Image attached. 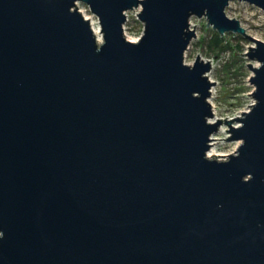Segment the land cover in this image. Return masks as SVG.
<instances>
[{
    "label": "water",
    "instance_id": "95a60500",
    "mask_svg": "<svg viewBox=\"0 0 264 264\" xmlns=\"http://www.w3.org/2000/svg\"><path fill=\"white\" fill-rule=\"evenodd\" d=\"M77 1L0 0V264H264V40L231 0H81L99 41ZM192 15L256 43L239 115L185 61ZM223 122L241 142L210 157Z\"/></svg>",
    "mask_w": 264,
    "mask_h": 264
},
{
    "label": "rangeland",
    "instance_id": "374dc122",
    "mask_svg": "<svg viewBox=\"0 0 264 264\" xmlns=\"http://www.w3.org/2000/svg\"><path fill=\"white\" fill-rule=\"evenodd\" d=\"M79 9L87 15H91V23L99 24L98 16L93 13L88 4L77 1ZM139 8L129 10V20L125 23V34L128 38L137 39L143 32V23L138 20ZM226 12L231 17L240 19L241 24L246 27L247 32L257 38L264 40V10L248 1L231 0ZM87 14V15H86ZM89 18V17H88ZM192 28L195 25L196 36L192 39L189 48L186 50L185 61L192 63L200 53L204 59L212 61V69L208 72L210 79L216 80L211 87L210 102L215 105L214 114L216 118H231L239 115L242 110L250 108L255 98L252 95L254 89L250 81L252 69L247 62L258 65L257 59H250L248 45H255V41L236 32H226L225 39L229 38L233 47L226 48L222 52L211 50L207 44L214 29L207 25V17L192 15L190 18ZM93 25V23H92ZM100 25V24H99ZM137 37V38H136ZM102 41V40H101ZM235 51L239 52L236 53ZM243 53V54H242ZM213 107V105H212ZM234 124H239L234 121ZM226 128L229 125L223 122L219 130L212 134L210 148H214L217 153L225 155H215L214 157L225 158L229 153L237 150L241 140L227 139L230 132ZM216 136V139L213 137ZM222 137V138H221ZM209 151V150H208Z\"/></svg>",
    "mask_w": 264,
    "mask_h": 264
},
{
    "label": "trees",
    "instance_id": "16d2710c",
    "mask_svg": "<svg viewBox=\"0 0 264 264\" xmlns=\"http://www.w3.org/2000/svg\"><path fill=\"white\" fill-rule=\"evenodd\" d=\"M212 36L207 42L209 48L212 50H218L219 52L225 50L226 48L233 47L231 40L229 38L225 39V35H221L217 30L212 29Z\"/></svg>",
    "mask_w": 264,
    "mask_h": 264
},
{
    "label": "bare ground",
    "instance_id": "6f19581e",
    "mask_svg": "<svg viewBox=\"0 0 264 264\" xmlns=\"http://www.w3.org/2000/svg\"><path fill=\"white\" fill-rule=\"evenodd\" d=\"M87 17L91 18L92 16H91V15H87ZM92 23H93L94 32H95V34H96L98 40L101 41V40L103 39V37H102V31H101V27H100L99 24L95 25V24H94V21H93ZM131 39H132V40H135V38H131ZM211 103H212V102H211ZM212 105H213V108H214V110H215V105H214L213 103H212ZM211 118H212V120L214 119V117H211ZM215 118H216V117H215ZM213 139H216V136L213 137ZM213 143H215V142H213ZM212 146H214V144H213ZM213 153H215V154H219V153H217V152L214 150V148H210L209 151H208V156H210V157H214L215 155H212ZM220 154H221V153H220Z\"/></svg>",
    "mask_w": 264,
    "mask_h": 264
},
{
    "label": "built area",
    "instance_id": "2783aa9c",
    "mask_svg": "<svg viewBox=\"0 0 264 264\" xmlns=\"http://www.w3.org/2000/svg\"><path fill=\"white\" fill-rule=\"evenodd\" d=\"M127 14H128V20H129V13L127 12ZM86 15H87V14H86ZM136 38H137V37H136ZM138 38H139V37H138ZM138 38H137V39H138ZM135 40H136V39H135ZM248 109H249V108H248ZM242 111H243V110H242Z\"/></svg>",
    "mask_w": 264,
    "mask_h": 264
}]
</instances>
